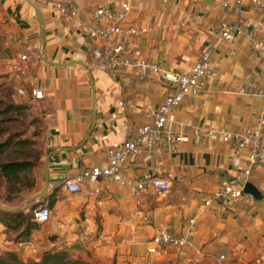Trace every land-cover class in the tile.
Instances as JSON below:
<instances>
[{"label": "crops", "instance_id": "0c3cea01", "mask_svg": "<svg viewBox=\"0 0 264 264\" xmlns=\"http://www.w3.org/2000/svg\"><path fill=\"white\" fill-rule=\"evenodd\" d=\"M31 1L45 18L46 61L41 59L33 69L44 98L34 101L16 93L14 100L35 117L44 142L32 170L35 194L45 187L44 161L49 153L56 152L48 164L50 186L43 201V205L52 204V216L38 229L39 251L68 250L82 241L93 260L111 259L113 264H255L264 255V170L251 168L245 179L244 172L250 169L248 151L237 150L222 138L228 132L253 128L262 116L264 56L255 54L244 38L217 47L211 56L214 75L202 80L200 95L187 97L171 114L174 130L179 129L177 123L185 125L181 129L184 141L171 149H145L130 159L124 168L126 176H159L171 184L168 193L148 189L143 194L139 209L151 217V224L145 225L134 218L137 208L128 189L100 180L97 186L103 189L106 204L99 206L84 191L69 193L60 184L86 168L105 166L106 149L121 145L147 122L146 113L163 103L169 84L155 75L141 78L131 70H91L93 94L92 82L81 66L50 64L83 61L89 66L98 42L82 35L79 27L91 24L98 8L120 7L123 0H73L80 8L73 19L62 18L56 7L66 0ZM0 4L21 36V49L31 45L42 58L32 7L25 0H0ZM230 14V9H218L209 0L136 1L132 19L139 25H169L158 34L139 37L138 49L145 59L187 72L204 46L214 41L210 26ZM182 17L191 20V28L198 25L197 37L173 26ZM257 17L264 27V12ZM195 127L211 130L214 135L195 144ZM222 181L252 184L258 197L245 194L242 201L215 202L211 208H204L203 200ZM194 214L198 225L188 258L173 254L158 257L147 252L144 243L156 227L181 234Z\"/></svg>", "mask_w": 264, "mask_h": 264}, {"label": "built area", "instance_id": "2783aa9c", "mask_svg": "<svg viewBox=\"0 0 264 264\" xmlns=\"http://www.w3.org/2000/svg\"><path fill=\"white\" fill-rule=\"evenodd\" d=\"M139 0H123L120 7L98 8L91 24L81 25L82 35L97 41L91 54L89 67L110 73H119L126 70L135 71L141 78L146 75L158 76L169 84L163 103L155 111L146 113L147 122L138 126L131 137L121 145L106 149V165L86 168L73 178L64 179L60 186L69 193L84 191L89 198L96 199L99 206L106 204L103 189L98 182L105 179L111 184H116L131 192L136 205L134 218L141 224H151V217L139 209L143 194L151 189L154 193H168L171 184L159 176L133 179L124 174V168L133 157L140 156L143 151L154 147L175 148L184 141L183 123H177L179 129L174 130V121L171 114L183 101L190 96H198L202 92L201 82L204 78L214 75L211 56L217 47L234 42L237 38L247 39L251 50L264 56V27L257 14L264 12V0H209L216 8L231 10L230 16L222 18L218 23L210 26L209 34L214 41L204 46L198 60L187 72L173 70L162 66L160 63L142 57L137 40L149 34H158L163 29L169 28L166 23L156 26H141L132 19L133 3ZM168 0H162L166 3ZM62 18L73 19L78 16L80 8L73 0L56 5ZM207 9L209 7H206ZM191 20L182 17L173 26L178 29L189 30L193 37L200 34L198 25L192 27ZM41 61L34 47H23L19 61L12 71L13 81L16 83V93L21 98L41 101L44 92L38 87V75L33 70ZM246 90V89H245ZM262 103V116L251 129L223 134V142L233 145L237 150H247L249 154L250 169L244 172L247 179L251 168L264 170V93L260 96ZM214 132L203 131L198 127L193 129L195 144L211 138ZM246 182V180H244ZM244 184H234L222 181L216 190L203 200L204 208H211L215 202H239L244 199ZM52 216L48 205L39 204L33 214L32 221L37 225H45ZM197 214L189 220L187 227L181 234H172L164 227H156L153 235L144 246L149 254L158 257H167L173 254L179 259H186L193 248L192 238L197 229ZM86 236L89 230L86 228ZM24 246H31L28 241H23ZM223 260L224 256H220ZM255 264H264V255L255 260Z\"/></svg>", "mask_w": 264, "mask_h": 264}, {"label": "rangeland", "instance_id": "374dc122", "mask_svg": "<svg viewBox=\"0 0 264 264\" xmlns=\"http://www.w3.org/2000/svg\"><path fill=\"white\" fill-rule=\"evenodd\" d=\"M20 41V34L0 4V144H6L4 153L0 156V166L11 162L30 161L36 167L44 143L39 124L32 113L26 111L25 105L17 104L14 100L16 85L13 81L12 71L22 53ZM10 105L13 109L18 108V110L6 113L5 109ZM29 178V180L15 185L0 172V204L15 208L37 195L32 189L34 173ZM32 207L33 205H25L20 212L32 217L36 208ZM5 213L10 212L0 210V217ZM40 226L37 225V229L33 230L32 235L27 238L20 231L0 225V255L4 256L3 254L10 250L16 252L21 259H35L40 253L39 247H41L36 244L37 241H41L38 235ZM23 241H28L31 246H24ZM67 249L71 256L90 261V251L85 248L82 241L76 242L75 245ZM93 262L94 264H113L111 259L108 262L95 260Z\"/></svg>", "mask_w": 264, "mask_h": 264}, {"label": "trees", "instance_id": "16d2710c", "mask_svg": "<svg viewBox=\"0 0 264 264\" xmlns=\"http://www.w3.org/2000/svg\"><path fill=\"white\" fill-rule=\"evenodd\" d=\"M13 110L17 111L18 108L13 109L12 105H10L6 107L5 112L10 113ZM5 148L6 144H0V156L4 153ZM34 167V163L30 161L11 162L0 166V172L8 181L17 185L30 179L29 177L32 175L31 172ZM40 204L44 203L42 202ZM38 205H33L32 208L34 209ZM47 205L50 208L52 207L51 203ZM32 218L33 216L30 217L22 212L5 213L0 217V225L14 231H20L23 236L29 238L33 230L37 229V224L32 221ZM3 255H0V264H94L91 257L89 262L84 261L71 256L66 249L43 250L33 260H22L14 251L6 252Z\"/></svg>", "mask_w": 264, "mask_h": 264}, {"label": "water", "instance_id": "95a60500", "mask_svg": "<svg viewBox=\"0 0 264 264\" xmlns=\"http://www.w3.org/2000/svg\"><path fill=\"white\" fill-rule=\"evenodd\" d=\"M34 10L37 21H38V27H39V37H40V42H41V49H42V58L43 60H45L44 57V53H45V47H46V38H45V18L44 15L41 11V9L31 0H25ZM46 61V60H45ZM52 65L55 66H71V65H79L83 68V70L87 73L88 78L90 79V81L92 82V87H93V94L95 91V86H94V79L92 76V71L90 69V67L83 61H73L67 65H60V64H56V63H50ZM238 67V66H237ZM94 126V125H93ZM93 130V127L92 129ZM90 133L88 134V136H90ZM87 136V137H88ZM56 154L55 153H49L44 161V174H45V187L44 189L37 195H35L34 197H31L30 199L26 200L24 203H22L20 206L12 208V207H8L5 205L0 204V210L6 211V212H10V213H18L20 212V210L25 206V205H38L40 203H42L45 198L48 196V191H49V186H50V182L48 179V164L50 161V158ZM244 193L247 195H251L253 197H258V191L257 189L252 185L247 183L244 186Z\"/></svg>", "mask_w": 264, "mask_h": 264}]
</instances>
